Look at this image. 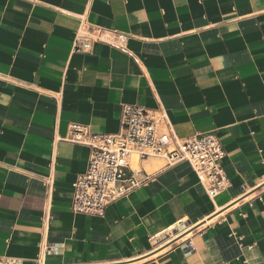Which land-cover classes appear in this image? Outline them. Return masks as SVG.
I'll return each instance as SVG.
<instances>
[{
  "label": "crops",
  "instance_id": "1",
  "mask_svg": "<svg viewBox=\"0 0 264 264\" xmlns=\"http://www.w3.org/2000/svg\"><path fill=\"white\" fill-rule=\"evenodd\" d=\"M123 105L215 133L230 186L138 160L136 192L74 213L71 126L117 134ZM0 264H264V0H0Z\"/></svg>",
  "mask_w": 264,
  "mask_h": 264
},
{
  "label": "built area",
  "instance_id": "2",
  "mask_svg": "<svg viewBox=\"0 0 264 264\" xmlns=\"http://www.w3.org/2000/svg\"><path fill=\"white\" fill-rule=\"evenodd\" d=\"M90 38L76 41L75 51L92 49ZM69 141L91 150L85 173L73 184L72 210L76 214L104 217L107 208L142 187L148 176L133 167V160L160 158L168 168L189 163L208 196L214 198L230 186L222 161L224 148L215 133L181 141L164 110L153 111L123 105L117 134H91L88 128L71 126ZM46 252L54 251L47 246Z\"/></svg>",
  "mask_w": 264,
  "mask_h": 264
},
{
  "label": "bare ground",
  "instance_id": "3",
  "mask_svg": "<svg viewBox=\"0 0 264 264\" xmlns=\"http://www.w3.org/2000/svg\"><path fill=\"white\" fill-rule=\"evenodd\" d=\"M137 164H138V160L136 158H134V160H133V167L136 168L138 166Z\"/></svg>",
  "mask_w": 264,
  "mask_h": 264
}]
</instances>
